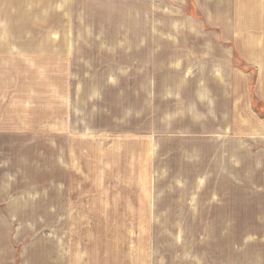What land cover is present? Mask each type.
Here are the masks:
<instances>
[{
  "label": "rangeland",
  "instance_id": "1",
  "mask_svg": "<svg viewBox=\"0 0 264 264\" xmlns=\"http://www.w3.org/2000/svg\"><path fill=\"white\" fill-rule=\"evenodd\" d=\"M4 6L10 26L40 32V58L0 52L1 197L124 205L123 225L94 221L93 233L125 236L136 264H264V140L247 132L255 69L228 41L250 3Z\"/></svg>",
  "mask_w": 264,
  "mask_h": 264
},
{
  "label": "crops",
  "instance_id": "2",
  "mask_svg": "<svg viewBox=\"0 0 264 264\" xmlns=\"http://www.w3.org/2000/svg\"><path fill=\"white\" fill-rule=\"evenodd\" d=\"M10 1L0 0V52H7L10 63L13 59L35 61L40 58V32L27 33L25 27L10 26L11 11L4 6ZM231 1L251 4V16L247 11L248 17L238 31H233L230 19L228 41L231 49H244L240 57L255 69L252 93L246 101L247 132L264 140V115L255 105L257 101L264 105V0ZM1 195L0 192V264H136L141 256L140 252L126 250L125 236L93 233L94 221L116 220L123 225L124 205L94 208L88 204L20 201L17 196ZM109 242L122 243L123 249H114Z\"/></svg>",
  "mask_w": 264,
  "mask_h": 264
}]
</instances>
